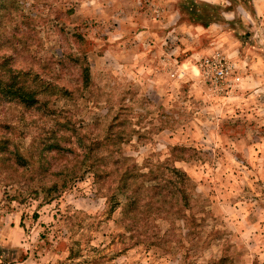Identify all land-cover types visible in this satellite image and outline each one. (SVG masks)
Instances as JSON below:
<instances>
[{
  "label": "clouds",
  "instance_id": "1",
  "mask_svg": "<svg viewBox=\"0 0 264 264\" xmlns=\"http://www.w3.org/2000/svg\"><path fill=\"white\" fill-rule=\"evenodd\" d=\"M0 264H264V0H0Z\"/></svg>",
  "mask_w": 264,
  "mask_h": 264
}]
</instances>
